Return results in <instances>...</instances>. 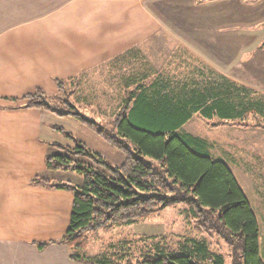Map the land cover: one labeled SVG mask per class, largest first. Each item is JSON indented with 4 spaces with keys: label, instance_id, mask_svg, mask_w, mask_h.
Instances as JSON below:
<instances>
[{
    "label": "crops",
    "instance_id": "1",
    "mask_svg": "<svg viewBox=\"0 0 264 264\" xmlns=\"http://www.w3.org/2000/svg\"><path fill=\"white\" fill-rule=\"evenodd\" d=\"M185 5L194 12L212 5L229 22L236 16L235 0H0V264H23L19 258L25 252L33 264H82L71 261L67 245L52 244L43 251L35 245L64 236L69 223L61 229L60 215L65 220L70 217L73 195L31 181L42 177L80 185L81 180L70 172L46 169V157L56 153L52 145H59L44 139L46 131L52 134L63 120L53 112L27 109L25 96L42 89L48 97H56V80L67 86L78 82L77 102L97 110V93L87 86L105 83L109 77L124 98L133 93L134 102L144 95L170 106L212 107L221 97V82L235 90L230 33L214 37L213 25L189 22ZM216 38L224 42V49H217ZM159 57L161 66L153 65L150 59ZM140 61L143 65L137 75L130 71L120 76L122 67H134ZM175 82L181 86L178 94H173ZM192 116L178 132L197 140L195 151L229 166L214 153L213 141L194 134L198 122L213 120L197 111Z\"/></svg>",
    "mask_w": 264,
    "mask_h": 264
},
{
    "label": "trees",
    "instance_id": "2",
    "mask_svg": "<svg viewBox=\"0 0 264 264\" xmlns=\"http://www.w3.org/2000/svg\"><path fill=\"white\" fill-rule=\"evenodd\" d=\"M65 85L56 80L59 92L70 97L73 92L68 93ZM232 92L225 90L212 107L200 103L170 106L163 101L152 102L144 95L134 102L131 93L110 131L81 114L69 100H65L64 108L57 109L42 89L25 96L27 109L71 117L124 155L123 163L114 166L72 133L53 127L73 145L53 144L56 153L46 157V169L73 173L81 177L82 183L42 177L31 181L33 185L73 195L66 233L58 241L36 243L38 250L52 244L67 245L72 250L71 261L82 264H226L225 258L211 252L206 242L198 241H189L178 249L147 244L135 262L128 259L124 263L125 257L119 255H83L89 245L87 233L132 226L171 207L186 206L196 232L222 240L231 251L233 264H264L258 219L236 176L224 161L195 151V138L178 132L196 111L205 119L218 120L210 123L212 128L245 125L237 119L257 109L238 111ZM260 127L264 128V124Z\"/></svg>",
    "mask_w": 264,
    "mask_h": 264
},
{
    "label": "rangeland",
    "instance_id": "3",
    "mask_svg": "<svg viewBox=\"0 0 264 264\" xmlns=\"http://www.w3.org/2000/svg\"><path fill=\"white\" fill-rule=\"evenodd\" d=\"M185 3L186 1H184ZM235 6L236 16H232L230 22L223 17L225 14L221 13L220 9L214 8L212 5L203 8L202 11L197 10L198 12L187 9L185 5V11H183L185 16L189 12V22L195 20V22L198 21L199 25L200 23L205 26L213 25L216 28L214 37L220 36L222 32H225V34L230 33L231 42L227 44L230 50L229 58L235 61L232 67L234 73L231 76L237 80L236 88L234 90L231 85L230 89H228L227 84L221 82L219 90L221 94H224L225 90H234L232 94L235 97L234 102H236L238 111L241 112L244 108H256L257 110L260 108V111L256 110V112L246 117L237 119L239 123L245 125H225L212 128L210 123H217V119L206 122V124L195 120L199 124L198 132L189 131L214 142V153L228 161L241 187L249 195L252 208L259 223L261 259L264 261V128L260 127L264 124V0H235ZM172 7H170L172 11L179 9V7ZM177 12L180 14L182 11L177 10ZM166 13L164 12L162 15L166 16ZM216 17L220 18L216 20ZM234 20L236 23H234ZM229 23V27L225 29L222 27L227 26ZM218 25L222 28H219ZM216 40L219 42L217 49H220L221 46L224 49V42H221L218 38ZM226 53L228 54V52ZM142 61L136 62L134 67H128V65L122 67L120 76L124 72L127 74L130 71H132L130 74L137 75L138 70L142 68ZM150 61L155 66H161L162 58H152ZM103 71L106 70L103 69ZM78 84V82H73L70 86L65 85V90L68 93L73 92L70 97H67L65 93H60L58 90L56 97H49L51 105L57 109H62L64 108L65 100H69L81 114L96 121L104 129L112 130L114 118L119 113L123 106V101L126 99L120 93L121 91L119 92L115 81L109 77V80L105 81V83L102 81L93 82L87 86L88 88H94L97 93V110L103 112L101 115L96 109L87 110V103L84 106H80V103L77 102L74 94ZM148 85L150 86V84ZM171 86L174 89L173 94H178L181 88L180 84L175 82ZM161 87H164V84H161ZM149 90L153 92L151 89ZM167 90H170V86ZM124 92H126V89ZM96 118L101 122L96 120ZM59 119L63 120L59 127H65L64 129L67 132L72 133L88 149L114 166H120L123 163L124 155L118 149L103 141L78 121L73 118L65 119L59 117ZM195 121L191 123L194 124ZM189 126V128L192 127L191 125ZM192 128L194 129L195 125ZM54 132L52 133L54 137H52L49 136L52 134L46 131L44 139L46 141L51 139L52 142H57L62 146L73 145L71 139L66 137V135L58 131ZM230 154L231 160L229 158ZM60 173L66 172L61 171ZM71 174L80 178L82 183L81 177ZM60 217L61 229H63L66 221L69 223L70 217L65 220L63 213ZM86 236L89 238V245L83 251V255L90 258L102 257L103 255L109 257L119 255L125 257L124 263L128 259L135 262L139 259L147 244H164L173 249H178L180 245L189 241H198L206 242L211 252L225 258L226 264H233L231 251L222 240L208 234L196 232V226L190 219L186 206L171 207L148 220L132 226L121 225L108 231L101 230L97 233H87ZM19 260L23 264L24 262L26 264L34 263L33 258L27 252L23 253ZM17 261L14 260L13 262Z\"/></svg>",
    "mask_w": 264,
    "mask_h": 264
}]
</instances>
